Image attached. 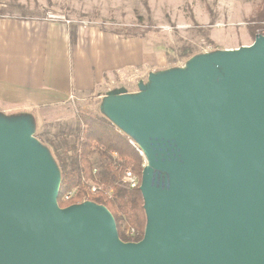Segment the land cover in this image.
<instances>
[{"label": "water", "instance_id": "1", "mask_svg": "<svg viewBox=\"0 0 264 264\" xmlns=\"http://www.w3.org/2000/svg\"><path fill=\"white\" fill-rule=\"evenodd\" d=\"M100 109L142 150L146 226L61 206L62 172L30 111L0 110V264H264V34L115 89Z\"/></svg>", "mask_w": 264, "mask_h": 264}, {"label": "rangeland", "instance_id": "2", "mask_svg": "<svg viewBox=\"0 0 264 264\" xmlns=\"http://www.w3.org/2000/svg\"><path fill=\"white\" fill-rule=\"evenodd\" d=\"M51 14L70 26L76 40L79 30L84 29L111 33L121 39L136 38L141 45L139 63L124 65L120 73L114 71L112 77H106L105 86L83 95L79 102L61 111L62 116L47 117L45 121L43 118L41 122L37 119L35 137L58 150L67 149L82 128V112L103 115L100 105L108 92L121 88L138 91L141 83L148 82L151 72L185 66L188 58L181 57L184 47L195 54L235 49L253 43L257 34H264V28L258 27L264 18V0H0V16L48 19ZM250 26L256 29L254 33ZM130 57L133 58L129 52H123L121 62H131ZM30 112L36 113L35 109ZM93 159L100 170L103 159L99 155ZM85 182L89 186L92 183ZM73 191L76 195L77 189ZM72 198L67 199L69 204L77 203ZM122 224L126 232L133 228L124 218Z\"/></svg>", "mask_w": 264, "mask_h": 264}, {"label": "crops", "instance_id": "3", "mask_svg": "<svg viewBox=\"0 0 264 264\" xmlns=\"http://www.w3.org/2000/svg\"><path fill=\"white\" fill-rule=\"evenodd\" d=\"M69 28L63 20L0 16V110L35 109L39 122L60 117L114 71L139 63L138 39L81 29L74 42ZM122 50L131 62H121Z\"/></svg>", "mask_w": 264, "mask_h": 264}, {"label": "trees", "instance_id": "4", "mask_svg": "<svg viewBox=\"0 0 264 264\" xmlns=\"http://www.w3.org/2000/svg\"><path fill=\"white\" fill-rule=\"evenodd\" d=\"M258 24L259 30L263 29L264 18ZM253 27L250 26V29L254 33L256 29ZM71 35L75 42V34ZM195 53L191 48L184 47L181 57L187 59ZM80 120L82 128L77 130L73 142L67 144V149L58 150V147L50 146L62 172L59 204L69 205L63 197L76 188L72 202L89 198L106 205L116 219L120 237L125 241H138L143 238L146 226L144 199L140 184L128 187L122 177L126 170H131L141 180L145 156L129 142V137L104 115L82 112ZM95 155H99L104 161L100 170L93 159ZM85 181L101 186L100 191L87 196L89 184ZM123 218L135 229L134 235H129L123 228Z\"/></svg>", "mask_w": 264, "mask_h": 264}, {"label": "built area", "instance_id": "5", "mask_svg": "<svg viewBox=\"0 0 264 264\" xmlns=\"http://www.w3.org/2000/svg\"><path fill=\"white\" fill-rule=\"evenodd\" d=\"M56 18H59L58 16H55V15H49L48 16V19H56ZM130 138V141L133 145L136 146V148L139 150V152L141 154H143L142 150L140 149V147L138 146V144L135 142V140L131 137ZM144 155V154H143ZM122 181L128 186V187H136L137 185L140 184L141 180L139 179L138 175L136 173H134L133 171L131 170H126L124 172V175L122 177ZM101 189V186H98L94 183H91L90 186H89V190L91 193H96L98 191H100ZM74 191H70L68 192L66 195H65V200L68 201L67 199H71L75 194V192L73 193ZM111 196V194H109ZM87 199V198H86ZM127 233L129 235H134L135 234V229L134 228H129L127 230Z\"/></svg>", "mask_w": 264, "mask_h": 264}]
</instances>
